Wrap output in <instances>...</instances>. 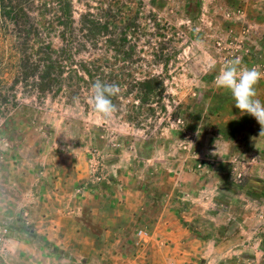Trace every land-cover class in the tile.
Listing matches in <instances>:
<instances>
[{
  "label": "rangeland",
  "instance_id": "obj_1",
  "mask_svg": "<svg viewBox=\"0 0 264 264\" xmlns=\"http://www.w3.org/2000/svg\"><path fill=\"white\" fill-rule=\"evenodd\" d=\"M40 1L33 7L37 18ZM71 2L77 24L82 15L111 6L135 19L136 34L128 37L134 62L124 74L159 79L160 99L141 105L135 93L120 88L116 111L105 118L94 111L91 92L75 100L38 98L15 83L21 40L0 13V214L25 202L41 171L46 178L72 173L76 195L114 182L123 189L142 186L157 201L168 199L180 174L181 190H196V203L210 206L201 231L219 224L214 232L229 245L218 264H264V135L255 118L241 115L231 94L214 84L230 59L264 72V0ZM51 43L61 46L56 35ZM256 90L264 103V79ZM14 221L0 220V234Z\"/></svg>",
  "mask_w": 264,
  "mask_h": 264
},
{
  "label": "crops",
  "instance_id": "obj_2",
  "mask_svg": "<svg viewBox=\"0 0 264 264\" xmlns=\"http://www.w3.org/2000/svg\"><path fill=\"white\" fill-rule=\"evenodd\" d=\"M46 172L25 202L0 214L3 222L19 220L9 226L3 264H218L229 247L215 234L219 224L201 231L210 206L196 203V190H181L180 174L168 199L157 201L142 186L114 182L76 195L72 173Z\"/></svg>",
  "mask_w": 264,
  "mask_h": 264
},
{
  "label": "trees",
  "instance_id": "obj_3",
  "mask_svg": "<svg viewBox=\"0 0 264 264\" xmlns=\"http://www.w3.org/2000/svg\"><path fill=\"white\" fill-rule=\"evenodd\" d=\"M49 1H40L42 12L37 18L33 16L35 0H0V13L17 28L21 40L15 83L38 98L64 95L67 100L79 99L82 93L90 92L94 81L100 80L117 84L125 90L124 95L135 93L134 99L141 105L160 99L163 83L159 79L133 80L124 74L127 65L134 62L128 37L136 34V26L129 13L111 6L96 15H82L77 24L71 0ZM55 35L61 43L58 48L51 43ZM99 52L111 57L96 56ZM82 53L89 56L88 60L79 58ZM157 88L159 93L155 92ZM121 98L118 94L112 97L113 103L116 105Z\"/></svg>",
  "mask_w": 264,
  "mask_h": 264
},
{
  "label": "clouds",
  "instance_id": "obj_4",
  "mask_svg": "<svg viewBox=\"0 0 264 264\" xmlns=\"http://www.w3.org/2000/svg\"><path fill=\"white\" fill-rule=\"evenodd\" d=\"M261 79H264V72L255 66L241 67L239 59H230L215 76L214 84L231 94L234 107L241 115L247 114L255 118L261 128L260 135H264V103L257 98L256 90ZM90 92V103L94 111L105 118L111 117L116 111L112 97L119 93V86L96 80L91 84Z\"/></svg>",
  "mask_w": 264,
  "mask_h": 264
},
{
  "label": "built area",
  "instance_id": "obj_5",
  "mask_svg": "<svg viewBox=\"0 0 264 264\" xmlns=\"http://www.w3.org/2000/svg\"><path fill=\"white\" fill-rule=\"evenodd\" d=\"M9 234H10V230L8 228L3 229L0 234V246L2 247L1 249L2 254H4L6 251L4 247L7 246V242L9 240Z\"/></svg>",
  "mask_w": 264,
  "mask_h": 264
}]
</instances>
